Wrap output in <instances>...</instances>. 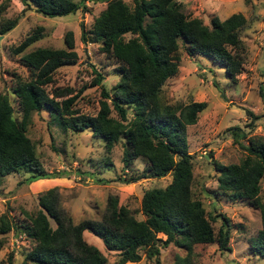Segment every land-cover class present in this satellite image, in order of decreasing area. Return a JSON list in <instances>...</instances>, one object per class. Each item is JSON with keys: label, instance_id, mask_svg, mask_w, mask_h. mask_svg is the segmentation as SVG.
<instances>
[{"label": "trees", "instance_id": "1", "mask_svg": "<svg viewBox=\"0 0 264 264\" xmlns=\"http://www.w3.org/2000/svg\"><path fill=\"white\" fill-rule=\"evenodd\" d=\"M5 1L0 0V35L17 23L16 17L1 19ZM17 1L48 18L85 10L84 1L105 3L88 30L80 24L79 39L97 44L100 53L118 63V80L110 91L100 89L104 98L94 115L79 113L73 106L76 95L59 99L69 89L54 88L50 94L45 89L58 67L71 65L76 59L72 33H64V48L39 47L22 53L19 62L28 71L27 79L14 74L11 87L18 100L19 121L12 117L7 95L0 92V180L20 172L26 174L25 183L66 175L64 171H45L26 135L31 115L42 110L61 131L87 130L100 138L105 153L123 139L125 166L135 158L145 160L139 173L118 178V182L128 184L167 174L170 180L163 187L143 190L139 201L142 219H136L126 206L118 204L115 195H109L97 218L74 222L58 207L57 188H47L38 193L34 211L22 212L24 221H11L6 212L0 214V245L11 233H22L33 241L17 264H125L138 262L141 255L149 264H159V249L168 245L183 252L171 264H194V257L202 254L206 245L229 250L227 219L221 216L222 222L214 231L210 220L214 217L192 199L193 163L185 128L196 122L206 103H166L160 92L164 81L177 71L179 48L188 56L219 64L234 81L242 66L238 50L243 48L239 36L245 25L243 15L232 13L222 20L212 17L206 25L184 14L176 0H131V6L122 0ZM38 28L12 47L11 54L22 52L38 39ZM101 81V74L95 72L91 85ZM227 131L244 155L236 163L212 162L216 188L229 199L243 198L258 210L260 228L248 245L253 255L264 258V202L258 198L264 178V139L246 137L237 126ZM240 138H246L245 143H240ZM83 231L100 239L105 250L114 252V259L108 260L86 242ZM6 264H13L11 253Z\"/></svg>", "mask_w": 264, "mask_h": 264}, {"label": "rangeland", "instance_id": "2", "mask_svg": "<svg viewBox=\"0 0 264 264\" xmlns=\"http://www.w3.org/2000/svg\"><path fill=\"white\" fill-rule=\"evenodd\" d=\"M122 1L131 6V0ZM176 1L184 14L197 17L206 25L212 17L222 20L232 13H240L245 18V25L239 32L243 48L238 54L242 66L234 81L226 77L219 64L215 63V66L200 56H188L179 48L177 71L161 85L160 95L166 103H206L196 122L185 128L187 151L192 155L193 163L192 199L206 214L214 217L210 219L214 231L222 222L221 216L230 226L229 250L220 251L216 244L206 245L203 253L194 257V264H264V258L253 255L248 245L249 239L260 228L258 210L248 206L243 198L229 199L221 194L216 188V173L212 168V162L236 163L244 155L227 131L229 127H239L246 137L264 139V0ZM4 5L1 19L17 18L16 25L0 35V92L7 95L13 119H20L18 100L11 92L14 74L22 79H27L28 75L19 62L20 55L39 47L64 48L66 31L72 33L76 59L71 65L58 67L45 89L48 94L54 88L69 89L59 99L76 95L74 108L79 113L94 115L99 101L104 98L100 89L110 91L118 80L115 73L118 63L100 53L97 44L81 42L79 33L80 24L88 30L105 3L84 1L85 10L77 9L72 14L53 18L42 16L33 8L25 9L17 0H6ZM36 27H39L38 39L22 52L12 55L10 49ZM95 72L101 74L102 81L92 86ZM26 135L34 145L42 168L47 172L64 171L66 175L30 183L23 181L26 174L21 172L4 176L0 180V214L6 212L11 221H24L22 212L29 213L38 207V193L54 186L58 207L74 222L97 218L109 195H115L118 204L126 206L136 219H142L139 201L143 190L163 187L170 180L167 174L128 184L118 182V178L139 173L145 160L135 158L125 166L122 162L123 139L105 153L100 138L87 130L78 133L61 131L43 110L31 115ZM245 141L246 138L239 139L240 143ZM258 198L264 202V178L260 182ZM83 232L86 242L97 247L108 260L114 259V252L105 250L100 239L88 231ZM12 238L11 233L0 245V264H6L9 253L13 264H17L22 259V252L33 245V241L24 235L17 243L11 241ZM182 253L172 245L160 248L159 264H171L174 257ZM129 264L149 263L141 255L138 262Z\"/></svg>", "mask_w": 264, "mask_h": 264}, {"label": "built area", "instance_id": "3", "mask_svg": "<svg viewBox=\"0 0 264 264\" xmlns=\"http://www.w3.org/2000/svg\"><path fill=\"white\" fill-rule=\"evenodd\" d=\"M22 236H23L22 233H16V234L12 233V237L14 238H12L11 241L17 243L20 239H22Z\"/></svg>", "mask_w": 264, "mask_h": 264}, {"label": "crops", "instance_id": "4", "mask_svg": "<svg viewBox=\"0 0 264 264\" xmlns=\"http://www.w3.org/2000/svg\"><path fill=\"white\" fill-rule=\"evenodd\" d=\"M84 233V232H83ZM129 263H131V262H127V263H125V264H129Z\"/></svg>", "mask_w": 264, "mask_h": 264}, {"label": "water", "instance_id": "5", "mask_svg": "<svg viewBox=\"0 0 264 264\" xmlns=\"http://www.w3.org/2000/svg\"><path fill=\"white\" fill-rule=\"evenodd\" d=\"M1 37V36H0Z\"/></svg>", "mask_w": 264, "mask_h": 264}]
</instances>
